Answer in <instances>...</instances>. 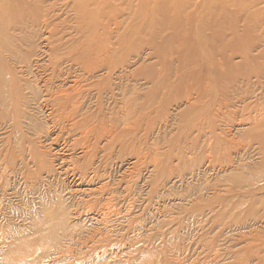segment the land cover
Segmentation results:
<instances>
[{
	"label": "rangeland",
	"instance_id": "rangeland-1",
	"mask_svg": "<svg viewBox=\"0 0 264 264\" xmlns=\"http://www.w3.org/2000/svg\"><path fill=\"white\" fill-rule=\"evenodd\" d=\"M0 264H264V0H0Z\"/></svg>",
	"mask_w": 264,
	"mask_h": 264
},
{
	"label": "bare ground",
	"instance_id": "bare-ground-1",
	"mask_svg": "<svg viewBox=\"0 0 264 264\" xmlns=\"http://www.w3.org/2000/svg\"><path fill=\"white\" fill-rule=\"evenodd\" d=\"M203 9V8H202ZM74 89V88H73ZM111 131V130H110ZM110 134V132H109ZM132 169V168H131ZM92 173V172H91ZM131 174V173H130ZM95 176V175H94ZM106 185V184H105ZM107 186V185H106ZM112 197V196H111ZM109 204V203H108ZM105 207V206H104ZM113 207V206H112ZM108 208V207H107ZM104 211V210H103ZM110 212V211H109ZM47 214V213H46ZM47 216V215H45ZM56 216V215H55ZM48 217V216H47ZM54 218V217H53ZM46 223V221H43V222H39V226L40 228L44 227V224ZM38 227V226H37ZM36 228V227H35ZM39 228V227H38Z\"/></svg>",
	"mask_w": 264,
	"mask_h": 264
}]
</instances>
